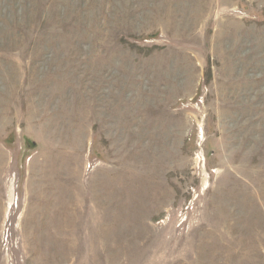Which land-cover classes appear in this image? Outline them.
Returning <instances> with one entry per match:
<instances>
[{
  "label": "rangeland",
  "instance_id": "374dc122",
  "mask_svg": "<svg viewBox=\"0 0 264 264\" xmlns=\"http://www.w3.org/2000/svg\"><path fill=\"white\" fill-rule=\"evenodd\" d=\"M0 264H264V0H0Z\"/></svg>",
  "mask_w": 264,
  "mask_h": 264
}]
</instances>
